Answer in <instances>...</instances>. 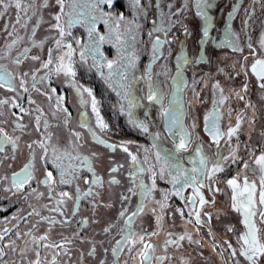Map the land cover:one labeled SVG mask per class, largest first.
I'll return each mask as SVG.
<instances>
[{
    "label": "flooded vegetation",
    "instance_id": "1",
    "mask_svg": "<svg viewBox=\"0 0 264 264\" xmlns=\"http://www.w3.org/2000/svg\"><path fill=\"white\" fill-rule=\"evenodd\" d=\"M94 2L80 0L78 8L89 15L98 14L97 17H101L102 13H110L113 17L122 14V33L129 28L133 30L131 33H139L142 29L145 50H142L143 58L138 64V58H135L134 66L128 72L130 89L120 87L125 81L119 76H113L111 83L108 82L109 70L104 68L102 77L92 64L91 55L86 56V62H81L79 52L73 56L74 80L63 73L57 74L54 66L61 55L60 49H43L40 41L39 47H26L27 24L35 19L25 17L18 27L12 26L9 33L7 18L4 20L6 42L4 49H0V66L12 74L14 90L7 85L0 87V101H9L0 105V127L17 140V147L13 149L9 143L0 152V233L8 229L0 242L7 252L0 258V264H30L37 259V251L41 264H51L54 255L56 264H139L138 256L132 258L135 251L130 254L125 248L118 256L112 251L116 241L129 231L137 236H145L146 242L155 248L154 255L165 257L163 264H237V261L248 264L240 255V245L237 243V238L245 231L243 215L232 208L233 191L226 181L238 173L241 183L244 176L255 181L258 203L261 173L254 159L264 153V88L260 87L264 81L258 80L252 73L251 65L256 59H264V46L261 45L264 40V0H210L212 7L208 9L209 34L206 38L203 36L205 19L197 14L196 0H140L139 7H134L132 0H114L111 7L101 4L93 9ZM51 3V9L54 3L57 8L56 0H50ZM39 5V0H29L30 9H38ZM229 13H232L231 17ZM40 22V19H36L37 25ZM81 24L77 23L72 28L78 38L86 41L88 34L84 31L77 33L81 30ZM96 26L100 35L108 36L109 25L103 23V19H98ZM34 28L37 29V26ZM34 36L32 32L30 38L34 39ZM157 37L161 44L156 46L154 52ZM226 38L231 39V45ZM125 39L124 55L128 57L131 56L129 42L133 39H130V35ZM13 41L16 43L13 44ZM25 48L29 49L27 58L16 64L15 60ZM50 52L54 63L49 69H44L42 64L48 60L47 53ZM100 53L98 59L119 61L117 47L112 43L100 44ZM32 56H39L40 59L33 60ZM148 71L152 73L153 84L164 94V107H169L171 101L183 125L193 134L187 151L176 152L173 141L178 140V136L168 130L167 121L160 114V105L146 99ZM24 73H27L26 77ZM178 75L182 79L179 91L174 84V78ZM33 76L36 77L35 81ZM22 78L27 92L21 86ZM245 85L247 91H244ZM77 86L81 87V92L83 88L92 90L99 101L100 115L109 125L107 130L98 128L91 97L86 92L82 95L78 93ZM58 97H63V100L58 102ZM129 99L138 102L131 109L133 117L146 123L149 133H159V139L155 141L157 147H153L152 135L129 123ZM15 104H19L25 112L21 113L19 108L13 106ZM63 109H67V112ZM214 109L220 116L221 131L226 133L229 127H235L237 123L240 125L236 135L230 140L225 136L219 146L212 142L206 130V117ZM85 122L105 143H100L88 127L82 126ZM17 123L23 124L24 128H17ZM40 141L46 143L47 159L42 158L44 152L35 143ZM29 144L32 149L28 148ZM108 144L126 145L145 169L150 165L155 166L156 187L150 198L141 195L139 184L143 181L150 187L153 183L152 172H137L128 153L121 147L113 150ZM198 145H202L208 157L209 168L217 160L218 152L221 156L231 157L235 150L237 158L236 163L224 161L225 170L204 181L219 191L210 190L209 187L200 189L209 201L202 209L198 204L196 206L204 221L201 225L195 223V213L187 202L193 195L191 187L184 189V199L170 194L167 206L160 210L158 201L163 202L164 194L172 193L174 189L169 170L166 168L161 177V164L155 159L157 151L162 156L175 153L182 165L191 170L198 167L190 162L195 158L194 150ZM78 156L89 159L95 176L101 179L100 184L94 183L93 173L76 159ZM30 161L34 165V179L17 191L12 186L13 173L19 172ZM245 162L249 165L248 169L243 167ZM57 164L68 172L78 169L75 179L69 175L66 178L71 182L60 184ZM113 168H118V171L112 172ZM49 171L54 178L50 185L43 183ZM130 173L133 174L132 178ZM113 180L119 183H113ZM180 186L176 185L177 188ZM90 189L91 194L84 196ZM61 192H67L69 196L61 198ZM61 199L60 212L53 211ZM141 207L143 210L138 211ZM178 209H182L184 214L181 215ZM121 212H124V216L120 215ZM133 212L138 214L133 217L130 227L126 221ZM205 213L211 214L210 220ZM42 217L54 218L57 222L50 225ZM189 220L192 222L189 223ZM255 220L264 238V222L259 216ZM44 235L48 239L41 243H62L64 249L37 247L32 242L33 237ZM181 235L185 236L184 240H179ZM188 236H191L190 240ZM168 240L178 243L166 245ZM229 244L236 249L235 257L231 255ZM93 249L95 252L90 255ZM260 264H264V257Z\"/></svg>",
    "mask_w": 264,
    "mask_h": 264
},
{
    "label": "snow or ice",
    "instance_id": "2",
    "mask_svg": "<svg viewBox=\"0 0 264 264\" xmlns=\"http://www.w3.org/2000/svg\"><path fill=\"white\" fill-rule=\"evenodd\" d=\"M56 2L60 5V12L54 17L56 23L53 25V27L58 31L60 39H57L55 41L56 48L60 49L63 47L66 49L57 59L54 71L57 74L63 73L65 76L69 77L70 79L74 80L76 76V71L74 69V63H73V56L76 53V49L73 48L72 43H64V38L66 35L70 36L71 32L69 29L73 26H75L77 23L85 24L87 31H88V37L89 42L84 45L80 52L79 57L81 62H86V56L91 55L94 59V66L97 68V71L100 72V75L103 77V69L107 68L109 70V74L107 76V81L111 83L113 76H119L122 81H125L124 83H121L120 87L122 89H130V85L127 83L128 80V72L130 71L131 67L134 66V60L135 57L128 56L125 57L124 55V47L126 44L127 37L133 30L131 28L127 29L124 33L120 31V21L124 20L123 15L121 14L119 17H113L110 13H102L101 17H97L96 15L92 14L89 15L88 12L81 11L78 8V5L80 3V0H68L66 4V0H56ZM114 3V0H95V2L92 4L93 9L99 7L101 4L108 5L111 7ZM134 7H139L140 0H132ZM0 6H3L5 10H7L9 7L12 6V0H0ZM68 8V11L65 12V8ZM14 7L16 9H19L20 11H25L22 0H14ZM196 7H197V14L204 17L205 19V30L203 32V36L206 38L209 34L207 22L209 20L208 15V9L212 7V4L210 3V0H196ZM235 7V6H233ZM3 13L0 12V16H2ZM64 15H67V20L62 21V17ZM230 17L232 16V13L228 14ZM104 17H107L106 19ZM98 19H103V23L109 25V33L108 36L104 35H95L97 33L96 29V21ZM85 21H87L85 23ZM20 22L19 15L17 16V23ZM131 23V22H129ZM157 31L159 29H156ZM151 35V34H149ZM131 38L134 40L135 36L132 35ZM112 43L114 46L117 47L118 55H119V61L116 60H107L106 58L96 59L97 56H100V44L102 43ZM226 42L231 45L232 41L231 39L226 38ZM16 41H13V44H15ZM77 44H81L82 42L77 40ZM161 44V41L159 40V37L156 38L154 42V52L157 50L156 46ZM261 45L264 46V40L261 41ZM9 48L12 47V45H8ZM239 50V49H237ZM29 49L25 48L22 53H20L19 58L15 60L16 64H20L23 59H26L28 56ZM33 60H39V56H32ZM53 59L51 56V52L49 53V58L46 62L42 64V67L44 69H49L50 66L53 65ZM251 71L254 73L258 80L264 81V59H256L255 62L251 65ZM23 76H27V73H24ZM146 76L148 79V94L146 99L149 102H155L160 105L161 107V116L164 117L167 121V127L170 132L174 136H178V140H174L173 143L175 145L176 152L180 151H187L192 143V137L193 134L188 130L187 127L183 125L182 118L178 114L177 110L174 109L171 105L172 102L170 101L169 107H164L163 99L164 94L162 90L157 86L154 85L152 82V73L151 71L146 72ZM36 80V77L33 76V81ZM13 77L10 72H7V70L0 66V87L8 86L9 89L14 90L13 85ZM24 79H21V86H24ZM174 84L176 86L177 91H179L182 79L178 75L176 78H174ZM75 86V85H74ZM261 88H264V83L260 84ZM33 88H35V83H33ZM216 88H219V85H216ZM23 90L25 92L28 91L27 87H23ZM52 91H55L53 89ZM244 91H247V85L244 87ZM77 92L81 93V95L86 92L89 97H91V107L92 111L96 115V123L98 128L101 131L107 130L109 128V125L105 123L103 117L100 115V110L98 107L99 101L96 99V97L93 95V92L90 88H83L81 92V87L77 86ZM119 94V93H118ZM128 93L125 92V96H127ZM243 99V97H240ZM58 102L63 100V97H58ZM222 102V101H221ZM9 103L8 100H2L0 101V105ZM138 102H133L132 99H129L128 101V108L129 111L127 113L129 117V123L134 126L137 129L142 130V132L147 133L149 135H152L153 138V147H157V144L155 143L156 140L159 139V133H149V127L146 123L136 120L133 117V113L131 109L135 108L137 106ZM14 107H17L20 109V112H25V109L22 108L19 104L13 105ZM39 110V109H38ZM65 112H67V109H63ZM123 106L121 107V111H123ZM70 115V114H69ZM22 119V117L20 118ZM37 119V126L39 125V116ZM219 114L215 111L210 112L208 116L206 117V130L209 132V134L212 137V142L215 143L217 146H219L220 141L225 138V136L230 140L234 135H236L237 130L239 129L240 125L239 123L236 124L235 127H229L228 131L225 133L221 131L219 127ZM46 123V122H45ZM84 127H88L89 131L92 133L96 139L99 140L100 143H105L102 139H100L96 132L85 122L83 123ZM17 128L23 129L24 125L17 123ZM194 128L195 125H192ZM11 144L13 146V149L17 147V140L13 139V137L9 136L8 133L5 131L4 128L0 127V152L4 150V145ZM39 144L40 149L43 150L44 156L42 158L47 159V146L46 143L43 141L35 142ZM109 148L115 150L117 147H121L124 152L128 153V155L131 158L132 164L136 166L137 172H144V171H150L152 172L153 177V183L149 187L143 183V181L140 182L139 188L141 189V195L145 198H150L152 191L155 189V177L157 173L154 170V165H150L148 169L143 168L140 165V162L136 155H133L131 152H129V149L126 145H116V144H108ZM29 149H32V145H28ZM147 152V149L145 150ZM195 151V158L191 159V163L194 165H198V167H193L191 170L188 168H185L182 163L180 162V159L178 156L175 155V153L172 154H166L161 155L160 151H157L155 153V159L160 162V176L163 177L165 169L167 168L168 175L171 176L170 183L173 185L174 191L172 193H165L164 194V201L159 202L160 204V210L163 211V209L167 206L166 201L168 199V196L176 195L179 196L181 199H184L183 192L186 187H191L193 189V195L188 198V203L192 206V212L195 213V223L197 225H201L204 223V221L201 219V212L196 210L197 204L202 209L205 204H207L209 201H207L203 194L201 193L200 189L204 187H209L210 190L213 191H219L218 188L212 189L210 185H207L204 183V181H207L209 179H212L217 176L218 173L223 172L225 170L223 166L224 161L231 160V163H236L237 158L235 156V150H233V154L231 157H225L221 156L219 152L217 153V160L212 163L211 168L208 167V157L203 152L202 145H198ZM15 157H13L14 159ZM56 159H59V157H56ZM76 159L80 160L81 163L87 167L88 171L93 173L94 176V183L100 184L101 179L98 176H95L94 169L92 168L91 162L87 157H76ZM145 161H147V157L145 158ZM2 163V161H0ZM254 163L258 166L259 171L261 173L260 176V192H259V207L256 199V192H257V185L255 181H250L247 176L243 177V181L241 183L239 173L237 176L232 177L231 179H228L226 181L227 185L232 189L233 196H232V208L236 210L237 212H241L243 215V224L245 226V231L237 238V243L240 245V255L243 256L248 264H260V260L262 257H264V238L261 236V229L257 227V223L255 218L259 216L261 222H264V153L260 154L259 156L255 157ZM244 169H248L249 165L248 163L243 164ZM33 168L34 165L30 161L28 164H25L24 167L19 172L13 173V179H12V186L17 190H22L25 185L29 184L33 177ZM57 168L60 169V184H67L71 181L67 179L66 177L71 175L72 179H75V171L78 169H72V166H69L71 172H68L65 170V168L57 164ZM112 172L118 171V168H113L111 170ZM174 173V174H173ZM133 177V174L130 173V178ZM3 179H7V177H4ZM54 182L53 173L51 171L47 172L45 175V179L43 183L45 184H51ZM87 182V181H86ZM113 183H119V181L113 180ZM181 185L179 188L176 187V185ZM79 191V190H78ZM131 192L132 189H129ZM91 194V189L89 192L84 193V196H88ZM60 197H68L69 193L67 192H61ZM198 198V199H197ZM79 200V197H77ZM124 199H127V197H124ZM214 203V201H213ZM63 204V200L57 201V207L52 209L55 212H60V207ZM143 208H139L138 211H142ZM155 211V209H153ZM180 211L181 215H183V210L178 209ZM192 212L189 213V215H192ZM33 213H29V215H32ZM36 215H39L38 212L35 213ZM138 214V212H133L131 216L128 217L126 223L131 227L133 217H135ZM62 215V213H61ZM121 216H124V212H121ZM209 220L211 219L210 213L204 214ZM43 220H47L50 225L55 224L57 221L54 218L49 217H42ZM160 219V217H158ZM192 221L189 220V223ZM109 229H105V231H108ZM232 229H229L231 231ZM123 231V230H122ZM8 229H4L3 233H0V242L4 240L5 235L7 234ZM152 235H156V233H152ZM48 237L46 235L40 236L38 238L33 237V243L37 245V247H43V248H51V249H64V244L62 243H41L43 241H46ZM185 236L181 235L179 237V240H184ZM188 239H191V236H188ZM68 241H65L67 243ZM167 244L172 243H178V241L168 240L165 242ZM127 249L130 254H132L135 251V256L132 258L135 259L136 256L139 257V264H153L155 261L156 264H163V260L165 257H156L154 255L155 248L151 243L146 242V237L143 235L137 236L136 233L129 231L125 233L121 240L116 241V246L112 249L113 253L118 256V254L123 251L124 249ZM229 249H231V255L233 257L236 256L237 252L236 249L232 247L231 244H229ZM95 249H93V252L90 253L94 254ZM7 255V252L5 251L4 246H0V258ZM37 259L33 262H30V264H41V260L39 259L40 253L39 251L36 252ZM51 264H56V257L55 255L52 257ZM127 264V262H125ZM237 264L239 262L237 261Z\"/></svg>",
    "mask_w": 264,
    "mask_h": 264
},
{
    "label": "rangeland",
    "instance_id": "3",
    "mask_svg": "<svg viewBox=\"0 0 264 264\" xmlns=\"http://www.w3.org/2000/svg\"><path fill=\"white\" fill-rule=\"evenodd\" d=\"M45 1H46V5L45 6H47L49 4L50 0H45ZM22 4H23V7H24L26 12L25 11H20L19 9H16L14 7V0H12V6L9 7L7 9V12H5L0 17V33L2 32V29L4 28V22L3 21L6 18H7V32L9 33L11 28H12V26L14 28L18 27L24 21L25 17L33 16V15L35 16V14L37 12V9H35V8L34 9H30L29 0H22ZM53 6H54V8L49 10V15H51L50 16V19H51L50 24L47 25V28L45 29L44 34H42L43 36H42V38L40 40L41 45H42L41 48L45 47V43H46L47 40H49V42H50V39L52 41H53V39H55V41L57 39L58 31L53 27V25L56 23L54 17L60 12V5L58 4V6L56 8V5L54 3ZM18 15L20 17V22L19 23H17V16ZM96 16H98V14ZM28 18H30V17H28ZM66 20H67V16L64 15L62 17V21H66ZM79 28L81 30H78V32H77L78 34H80L81 31H84L86 34H88L87 28H86V26L84 24L79 25ZM96 29H97V26H96ZM69 31L71 32V35L70 36H68V35L65 36L64 43L65 44L66 43H71V41L74 40V43L72 42L73 48L76 49V52H80V50L84 46V44L86 45L89 42V37H88V39L86 38V41H82L84 38H78L77 34L74 33L72 27L69 29ZM100 34H101L100 30L97 29V33L95 35L98 36ZM58 35H59V33H58ZM129 35H130V39H132L131 38L132 35L135 36V39L133 41L129 42V49H130V52H131V56L134 55L135 58H138L137 59V64H138L139 63L138 61H140L143 58V55H144V51H142V50H145V49H143L144 48V40H143L142 29L140 30L139 33L137 31V32L130 33ZM3 39H4L3 40V44L5 45L6 40H5V38H3ZM59 39H60V37H59ZM79 39L82 42L81 44H77L76 43V41L79 40ZM55 41L52 42L49 46H47V48H45V49H53V48L57 49L56 46H55ZM136 46H137V49L139 51H137ZM135 49H136V51H135ZM60 50H61V54H62L66 49L61 47ZM48 55L49 54L47 53V59L49 58ZM97 57H99V56H97ZM97 57H96V59H98ZM91 59L94 61L92 56H91ZM92 64H94V62H92Z\"/></svg>",
    "mask_w": 264,
    "mask_h": 264
},
{
    "label": "trees",
    "instance_id": "4",
    "mask_svg": "<svg viewBox=\"0 0 264 264\" xmlns=\"http://www.w3.org/2000/svg\"><path fill=\"white\" fill-rule=\"evenodd\" d=\"M39 4L40 5H39V8L37 9L35 16L34 15L28 16V17L33 18L35 20H33L27 24L26 38H25L27 48L39 47V41L41 40V38L43 36L42 34H44L45 29L47 28V25H49L50 21H51V19H50L51 15H49V10L51 9L52 3L50 4V2H49V4L47 6H45L46 1L45 0H39ZM0 12H2L3 14L6 12V10L3 8V6H0ZM36 19L41 20V22L38 25L36 24ZM36 26H37V29L34 28ZM32 32H34V34H35V36L33 37L34 39L30 38V35ZM3 38H4V28L2 29V32L0 33V49H4V44H3L4 39ZM52 42H54V39H53V41L50 39V42H49V40H47L45 43V47H43V49L47 48V46H49Z\"/></svg>",
    "mask_w": 264,
    "mask_h": 264
}]
</instances>
